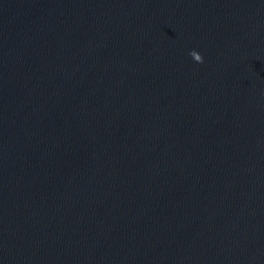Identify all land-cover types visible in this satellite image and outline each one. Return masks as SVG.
Masks as SVG:
<instances>
[{
  "label": "water",
  "instance_id": "1",
  "mask_svg": "<svg viewBox=\"0 0 264 264\" xmlns=\"http://www.w3.org/2000/svg\"><path fill=\"white\" fill-rule=\"evenodd\" d=\"M0 264H264V0H0Z\"/></svg>",
  "mask_w": 264,
  "mask_h": 264
}]
</instances>
